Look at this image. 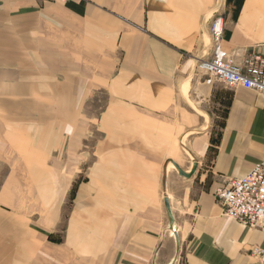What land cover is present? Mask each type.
<instances>
[{
    "label": "crops",
    "instance_id": "crops-1",
    "mask_svg": "<svg viewBox=\"0 0 264 264\" xmlns=\"http://www.w3.org/2000/svg\"><path fill=\"white\" fill-rule=\"evenodd\" d=\"M216 10L264 55V0H0V264H264L215 197L264 164V96L196 68Z\"/></svg>",
    "mask_w": 264,
    "mask_h": 264
},
{
    "label": "built area",
    "instance_id": "built-area-1",
    "mask_svg": "<svg viewBox=\"0 0 264 264\" xmlns=\"http://www.w3.org/2000/svg\"><path fill=\"white\" fill-rule=\"evenodd\" d=\"M67 3L71 0H56ZM225 14L216 10L209 23L211 49L196 68L206 84L218 80L228 87H242L264 96V55L248 53L238 65L223 49ZM224 216L264 232V164L256 165L245 176L231 180L215 193Z\"/></svg>",
    "mask_w": 264,
    "mask_h": 264
},
{
    "label": "water",
    "instance_id": "water-1",
    "mask_svg": "<svg viewBox=\"0 0 264 264\" xmlns=\"http://www.w3.org/2000/svg\"><path fill=\"white\" fill-rule=\"evenodd\" d=\"M173 166L175 168V170L177 171L178 175L182 178H185V179H190L195 170H196V167H197V164H193L192 166V169L190 172L186 173V172H183L176 164L173 163ZM164 207H165V211H166V214H167V218H168V224H169V230L174 234L176 235V232H175V229H174V219H173V216H172V213H171V210H170V206H169V201L168 199L166 198L164 200Z\"/></svg>",
    "mask_w": 264,
    "mask_h": 264
},
{
    "label": "rangeland",
    "instance_id": "rangeland-1",
    "mask_svg": "<svg viewBox=\"0 0 264 264\" xmlns=\"http://www.w3.org/2000/svg\"><path fill=\"white\" fill-rule=\"evenodd\" d=\"M207 43H208V41H207ZM207 45V44H206ZM256 45L254 44L253 45V47H255ZM206 48H207V46H206ZM206 48H205V50H206ZM206 54V53H205ZM218 114H219V117H222L223 116V108H220L219 110H218ZM220 126H218L217 124L214 126V133H216L217 131H218V128H219ZM186 144H187V142H184V144H183V141H178V145L180 146V147H182V151H184V152H186V151H188V149H187V147H186ZM170 166V165H169ZM172 170H174L173 168H172ZM175 171V170H174Z\"/></svg>",
    "mask_w": 264,
    "mask_h": 264
},
{
    "label": "trees",
    "instance_id": "trees-1",
    "mask_svg": "<svg viewBox=\"0 0 264 264\" xmlns=\"http://www.w3.org/2000/svg\"><path fill=\"white\" fill-rule=\"evenodd\" d=\"M241 6V2H237V7L239 8Z\"/></svg>",
    "mask_w": 264,
    "mask_h": 264
}]
</instances>
